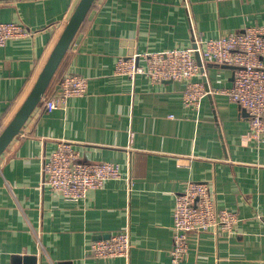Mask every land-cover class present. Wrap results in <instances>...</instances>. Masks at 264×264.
Here are the masks:
<instances>
[{"label":"crops","instance_id":"1","mask_svg":"<svg viewBox=\"0 0 264 264\" xmlns=\"http://www.w3.org/2000/svg\"><path fill=\"white\" fill-rule=\"evenodd\" d=\"M79 1L0 0V20L30 29L0 48V133ZM252 26L264 30V0H95L46 90L76 72L88 77V92L64 108L42 109L40 101L0 155V264H264V147L249 134V113L226 92L235 67L203 62L205 74L193 80L210 93L198 108L184 105V80L115 73L119 56L144 64V53ZM60 141L72 142L85 161L119 163L125 178L107 180L80 201L42 187L43 158ZM190 180L212 183L218 206L236 210L240 221L219 237L191 234L187 259L175 263V196ZM128 225L129 258L86 252Z\"/></svg>","mask_w":264,"mask_h":264},{"label":"built area","instance_id":"2","mask_svg":"<svg viewBox=\"0 0 264 264\" xmlns=\"http://www.w3.org/2000/svg\"><path fill=\"white\" fill-rule=\"evenodd\" d=\"M30 29L21 21L0 20V48L9 40L29 35ZM196 47L175 48L166 51L144 53V64L135 56H119L115 73L135 78L146 74L152 81L184 80L183 103L198 108L200 100L209 94L194 77L205 74L195 57L199 51L202 62L235 66L233 86L226 90L230 99L244 108L250 117V136L264 147V30L260 26L247 27L228 35L196 39ZM88 77L76 72L64 73L58 88L42 96V109L66 107L69 98L88 92ZM41 186L49 187L70 201L84 199L88 192L104 186L109 179L125 178L119 163L107 160L85 161L72 142L60 141L42 161ZM132 185V179L127 177ZM174 221L172 224L171 258L175 263L187 259L190 251V235L212 232L217 237L234 233L240 221L236 210L220 208L216 189L208 181H187L184 189L175 196ZM133 247L132 229L111 234L107 238L92 241L86 252L96 257L129 258Z\"/></svg>","mask_w":264,"mask_h":264},{"label":"water","instance_id":"3","mask_svg":"<svg viewBox=\"0 0 264 264\" xmlns=\"http://www.w3.org/2000/svg\"><path fill=\"white\" fill-rule=\"evenodd\" d=\"M95 0H80L72 16L61 33L54 49L52 50L43 70L41 71L34 87L29 95L13 116L11 121L0 133V155L4 152L13 138L20 133L23 125L34 111L37 104L41 101L42 96L48 89L56 71L63 60L68 48L70 47L77 31L88 15ZM196 47V45H195ZM197 61L204 70L203 62L199 51H197ZM230 65V64H229ZM235 67L234 65H230ZM107 238V237H105ZM29 258H33L30 256Z\"/></svg>","mask_w":264,"mask_h":264},{"label":"trees","instance_id":"4","mask_svg":"<svg viewBox=\"0 0 264 264\" xmlns=\"http://www.w3.org/2000/svg\"><path fill=\"white\" fill-rule=\"evenodd\" d=\"M54 77H55V75H54ZM54 77H53V79H52L51 83L53 82V80H54ZM51 83H50V84H51Z\"/></svg>","mask_w":264,"mask_h":264},{"label":"rangeland","instance_id":"5","mask_svg":"<svg viewBox=\"0 0 264 264\" xmlns=\"http://www.w3.org/2000/svg\"><path fill=\"white\" fill-rule=\"evenodd\" d=\"M16 114V113H15Z\"/></svg>","mask_w":264,"mask_h":264}]
</instances>
